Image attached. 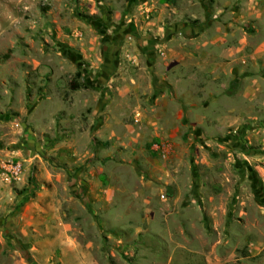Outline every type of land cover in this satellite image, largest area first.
Returning <instances> with one entry per match:
<instances>
[{"label":"rangeland","instance_id":"rangeland-1","mask_svg":"<svg viewBox=\"0 0 264 264\" xmlns=\"http://www.w3.org/2000/svg\"><path fill=\"white\" fill-rule=\"evenodd\" d=\"M0 264H264V0H0Z\"/></svg>","mask_w":264,"mask_h":264},{"label":"water","instance_id":"water-1","mask_svg":"<svg viewBox=\"0 0 264 264\" xmlns=\"http://www.w3.org/2000/svg\"><path fill=\"white\" fill-rule=\"evenodd\" d=\"M167 194H168L169 196H173L174 191H173V189H172L171 187H168V188H167Z\"/></svg>","mask_w":264,"mask_h":264},{"label":"built area","instance_id":"built-area-1","mask_svg":"<svg viewBox=\"0 0 264 264\" xmlns=\"http://www.w3.org/2000/svg\"><path fill=\"white\" fill-rule=\"evenodd\" d=\"M155 149L159 150V149H160V147H156Z\"/></svg>","mask_w":264,"mask_h":264}]
</instances>
